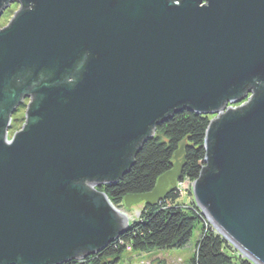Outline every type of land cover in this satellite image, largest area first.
<instances>
[{
  "label": "water",
  "instance_id": "obj_1",
  "mask_svg": "<svg viewBox=\"0 0 264 264\" xmlns=\"http://www.w3.org/2000/svg\"><path fill=\"white\" fill-rule=\"evenodd\" d=\"M12 3L0 28V264L80 262L116 240L130 219L99 188L183 111L213 115L194 202L264 264V0H0V17ZM181 153L123 206L176 188Z\"/></svg>",
  "mask_w": 264,
  "mask_h": 264
},
{
  "label": "trees",
  "instance_id": "obj_2",
  "mask_svg": "<svg viewBox=\"0 0 264 264\" xmlns=\"http://www.w3.org/2000/svg\"><path fill=\"white\" fill-rule=\"evenodd\" d=\"M209 119L207 115L189 111L175 114L159 125L154 136L144 143L128 173L118 182L99 188L116 208H123L125 195L152 190L156 178L172 168L174 154L182 147L183 168L178 185L188 184L183 191L189 193V203L179 201L182 191L177 186L160 201L143 203L136 220L101 251L80 262L63 264H118L127 250L151 252L182 248L190 240L195 227L200 228V233L191 264H254L215 231L191 195L190 185L203 165V143Z\"/></svg>",
  "mask_w": 264,
  "mask_h": 264
},
{
  "label": "rangeland",
  "instance_id": "obj_3",
  "mask_svg": "<svg viewBox=\"0 0 264 264\" xmlns=\"http://www.w3.org/2000/svg\"><path fill=\"white\" fill-rule=\"evenodd\" d=\"M19 5L12 3L6 11L0 17V28L6 26L13 16V13L17 11ZM24 103L27 104V100H24ZM240 105V103L235 104V106ZM26 107L25 105H20L15 113L12 114V128L8 130V137H11L13 133L20 129L24 123ZM211 119L213 115H208ZM187 183L182 184L183 187L178 185L181 189V197L179 201L189 203L191 201L189 193L183 191L187 188ZM191 187V185H190ZM192 195V193H191ZM143 207V202L138 204H133L130 207H120L118 208L121 212L131 221L136 220L139 216V213ZM129 222V223H130ZM200 228L195 227L192 231V235L188 243L182 248H173V249H160L153 250L151 252H137V251H124L121 260L118 264H191L190 259L194 254L195 244L199 237Z\"/></svg>",
  "mask_w": 264,
  "mask_h": 264
},
{
  "label": "flooded vegetation",
  "instance_id": "obj_4",
  "mask_svg": "<svg viewBox=\"0 0 264 264\" xmlns=\"http://www.w3.org/2000/svg\"><path fill=\"white\" fill-rule=\"evenodd\" d=\"M16 4H17V3H16ZM25 100H27V102L29 101L28 99H25ZM11 117H12V116H11ZM12 122H13V120H12V118H11V127H10V128H12V126H13V125H12ZM10 128H9V129H10ZM9 129H8V130H9ZM8 138H10V137H8Z\"/></svg>",
  "mask_w": 264,
  "mask_h": 264
}]
</instances>
